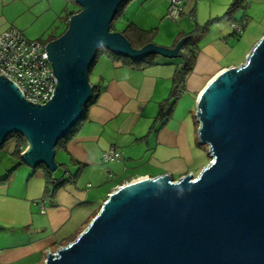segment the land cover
<instances>
[{
  "label": "water",
  "instance_id": "obj_1",
  "mask_svg": "<svg viewBox=\"0 0 264 264\" xmlns=\"http://www.w3.org/2000/svg\"><path fill=\"white\" fill-rule=\"evenodd\" d=\"M127 0H75L81 12L47 44L57 78L45 105L27 100L0 76V149L22 134L23 164L58 170L56 148L84 113L93 94L90 70L98 51L140 61L150 55L180 58L175 49H134L112 32ZM198 139L211 162L197 178H143L108 196L87 228L48 254L45 264H264V37L239 68L212 80L197 106Z\"/></svg>",
  "mask_w": 264,
  "mask_h": 264
},
{
  "label": "crops",
  "instance_id": "obj_2",
  "mask_svg": "<svg viewBox=\"0 0 264 264\" xmlns=\"http://www.w3.org/2000/svg\"><path fill=\"white\" fill-rule=\"evenodd\" d=\"M234 1L188 0L184 17L175 24L166 19L168 0H131L123 8L117 32L134 25L152 32L153 45L171 50L181 36L213 22L197 42V60L185 93L173 106L169 102L166 116L160 117L161 104L169 99L183 60L158 56L156 65L139 70L102 56L93 70L92 86L100 89L98 102L91 107L86 126L62 151L52 175L54 180L70 181L49 197L45 172L24 164L32 172L23 170L24 175L12 180L18 167L9 183L0 184V264H45L48 254L73 242L108 196L124 185L164 175L174 181L199 176L210 159L204 162L206 149L198 139L197 96L223 71L236 67L227 59L237 52L233 44L237 36L224 19ZM245 15L250 21L258 17L264 28V0H248ZM8 29L0 15V30ZM189 90L193 99L187 96ZM112 148L123 159L105 163L103 154Z\"/></svg>",
  "mask_w": 264,
  "mask_h": 264
},
{
  "label": "trees",
  "instance_id": "obj_3",
  "mask_svg": "<svg viewBox=\"0 0 264 264\" xmlns=\"http://www.w3.org/2000/svg\"><path fill=\"white\" fill-rule=\"evenodd\" d=\"M73 1H75V0H73ZM130 1L131 0H127L120 7L116 18H115L114 22L112 23V25L110 27L112 32H117L116 24L118 23L120 17L122 16L123 8L128 3H130ZM247 5H248V0H235L232 3V5L230 6L229 10L227 11L224 19L228 20L229 23H231V24H234V23L243 24L244 29H245L246 25L250 21V20H248V17L245 15V13L247 11ZM79 12H81V9L79 11L73 12L68 17V19L66 21L67 22V24H66L67 26H66V30L64 31V33L67 31V29L69 27V20H70L71 16H73L75 14H78ZM240 13H243L244 16L242 17L241 20H238L237 19V15L240 14ZM212 23H208L204 27H198V28H196V30H194L190 34L183 35V36L180 37L179 41H181L183 39L186 40V42L184 43L183 49H184L185 53L188 56V61H187L186 65H181L180 67L177 68V71H176V73L174 75L173 82H172L173 84H172V90H171L170 97H169V99L167 101H165L164 103L161 104L160 117H162V116L165 117L166 116L167 113L165 112V107H166V105L168 106L169 102L173 106L175 104V102L181 97L179 92H180L181 89H183L185 87V83H186L188 77L193 72V69H194L195 64H196L197 55H198L197 42L202 36H204L209 31V28H210ZM121 34L130 42L131 46L134 49H136V50H140V49L144 48L145 46L150 45V44L153 43L152 32H146V31L139 30L134 25H129L127 27V29L124 32H122ZM236 36L238 38H240L242 36V34L241 35H236ZM60 37H58V39ZM53 41H55V40L50 39L47 42H41V43H43L44 45H47V44H49V43H51ZM104 55L109 57V58H111L115 62L122 63L125 66L131 67V68H135V69H139V70H143V69H146L148 67L156 65V59L158 57L157 55H150L147 58L142 59L140 61H134V60H132V59L126 57V56L117 55V54H114V53H112L110 51H98L97 55H96V60H95V62L93 63V65L91 67L90 75H92L93 70H94L95 66L97 65L99 59L102 56H104ZM99 97H100V89H99V87L98 86H93L92 98H91V100L88 103L85 104L83 116L76 123V125L71 129V131L63 139H61L59 141V143L57 145V148H56V152H58V151H66L67 147L69 146V144L83 130V128L86 126V124L88 122L89 111H90L91 107H93L98 102ZM9 140H14V142H15V149H14V151H13V153L11 155L17 161V166L13 167L11 170H9L6 173V175L3 177V179H0V184L9 183L11 178H12V176H13V174L15 173L16 169L18 167L24 165L23 162H22L21 156H22L23 152L25 151V149L28 146L27 140L22 134H13V135H11L10 137L7 138V140L2 145L0 151H4L5 150L6 145L8 144ZM39 169L43 170L45 172V174H46V180H47V185H48V195H49V197L55 196L56 192L64 184H66L67 182L70 181L69 178H67L65 180L61 178L60 179L62 181L61 183H55V180L52 178V175H53L52 172H50L44 165L39 166L36 170H39ZM53 184H54L55 187L53 188V190H50L49 187L51 185H53Z\"/></svg>",
  "mask_w": 264,
  "mask_h": 264
},
{
  "label": "rangeland",
  "instance_id": "obj_4",
  "mask_svg": "<svg viewBox=\"0 0 264 264\" xmlns=\"http://www.w3.org/2000/svg\"><path fill=\"white\" fill-rule=\"evenodd\" d=\"M79 10V6L73 0H0L1 17L9 23L11 29L18 30L28 41L47 42L50 39H58L66 30V21L68 17L73 12ZM249 14L251 13L249 12ZM241 16H243V14H241ZM248 20H250V18H248ZM170 22L171 21H168V23ZM170 24L175 23L172 22ZM263 37L264 28L262 27L260 19L257 17L255 21H249L242 32V36L240 38L237 37L233 43L235 46L234 48H237L236 54H231L227 61L230 60V64L236 65L234 68L241 67L246 63L248 55ZM99 66H101V64ZM97 71L99 72V69ZM95 75L94 73L90 75L91 84L95 82ZM191 92L192 91L189 90V94L186 95L193 99L194 94ZM202 92L198 95H201ZM197 97L200 98V96ZM193 114H195L193 115L195 118L196 112ZM203 147L206 149V153L202 155L204 162L207 163L209 159L211 162L212 158L209 155V149L206 146ZM14 149V140H9L5 150L0 151V177L4 176L7 170L12 169L15 163L17 164V161L11 155ZM61 154L62 151H58L56 161L60 158ZM4 169H6L5 172H3ZM23 170H28L29 173L32 172V170L21 166L14 174L12 180L16 176L20 177L24 175ZM27 172L25 171V173ZM28 175L26 181L29 177ZM197 177L198 176H193V178Z\"/></svg>",
  "mask_w": 264,
  "mask_h": 264
},
{
  "label": "built area",
  "instance_id": "obj_5",
  "mask_svg": "<svg viewBox=\"0 0 264 264\" xmlns=\"http://www.w3.org/2000/svg\"><path fill=\"white\" fill-rule=\"evenodd\" d=\"M188 0H168L166 19L177 23L184 17V4ZM231 27L236 35L244 31L243 24L234 23ZM46 45L28 41L16 29L0 30V76L12 81L35 104L45 105L53 99L57 88V78L48 58ZM185 89H181L182 96ZM123 159L116 148L103 154L105 163L120 162ZM55 180V183H61ZM42 213L47 209L41 204Z\"/></svg>",
  "mask_w": 264,
  "mask_h": 264
},
{
  "label": "clouds",
  "instance_id": "obj_6",
  "mask_svg": "<svg viewBox=\"0 0 264 264\" xmlns=\"http://www.w3.org/2000/svg\"><path fill=\"white\" fill-rule=\"evenodd\" d=\"M47 46V45H46ZM184 50V49H183Z\"/></svg>",
  "mask_w": 264,
  "mask_h": 264
}]
</instances>
